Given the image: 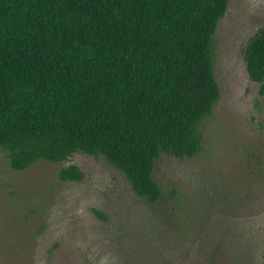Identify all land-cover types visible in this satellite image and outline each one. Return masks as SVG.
Wrapping results in <instances>:
<instances>
[{
    "label": "trees",
    "instance_id": "trees-1",
    "mask_svg": "<svg viewBox=\"0 0 264 264\" xmlns=\"http://www.w3.org/2000/svg\"><path fill=\"white\" fill-rule=\"evenodd\" d=\"M229 0H0V149L14 171L104 158L147 204L163 155L192 159L221 96ZM264 96V26L243 50ZM71 164L63 182H80ZM100 218L104 214L96 212Z\"/></svg>",
    "mask_w": 264,
    "mask_h": 264
},
{
    "label": "rangeland",
    "instance_id": "rangeland-1",
    "mask_svg": "<svg viewBox=\"0 0 264 264\" xmlns=\"http://www.w3.org/2000/svg\"><path fill=\"white\" fill-rule=\"evenodd\" d=\"M263 26L264 0H229L215 36L221 96L202 150L160 158L155 204L102 157L14 171L0 149V264H264V96L243 56ZM71 164L82 181L60 179Z\"/></svg>",
    "mask_w": 264,
    "mask_h": 264
}]
</instances>
